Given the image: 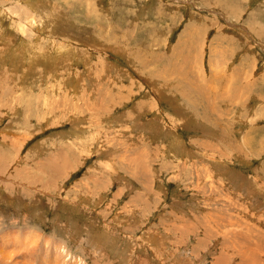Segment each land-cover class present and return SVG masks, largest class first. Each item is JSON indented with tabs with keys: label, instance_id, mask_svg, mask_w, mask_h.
Here are the masks:
<instances>
[{
	"label": "rangeland",
	"instance_id": "374dc122",
	"mask_svg": "<svg viewBox=\"0 0 264 264\" xmlns=\"http://www.w3.org/2000/svg\"><path fill=\"white\" fill-rule=\"evenodd\" d=\"M0 264H264V0H0Z\"/></svg>",
	"mask_w": 264,
	"mask_h": 264
},
{
	"label": "crops",
	"instance_id": "0c3cea01",
	"mask_svg": "<svg viewBox=\"0 0 264 264\" xmlns=\"http://www.w3.org/2000/svg\"><path fill=\"white\" fill-rule=\"evenodd\" d=\"M231 79H232V78H231ZM231 79H230L229 81H230L231 84L233 85V79H232V80H231ZM229 84H230V83H227L228 86H229ZM228 86H227V87H228ZM262 131H263V130H262ZM261 135H262V133H261ZM260 245H262V244H260ZM256 248H258V246H256Z\"/></svg>",
	"mask_w": 264,
	"mask_h": 264
}]
</instances>
